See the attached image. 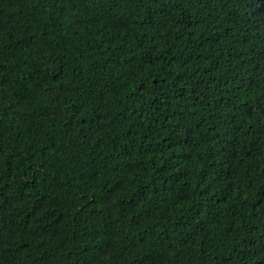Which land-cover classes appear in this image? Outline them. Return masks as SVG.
Segmentation results:
<instances>
[{
    "label": "trees",
    "instance_id": "obj_1",
    "mask_svg": "<svg viewBox=\"0 0 264 264\" xmlns=\"http://www.w3.org/2000/svg\"><path fill=\"white\" fill-rule=\"evenodd\" d=\"M0 264H264V0H0Z\"/></svg>",
    "mask_w": 264,
    "mask_h": 264
}]
</instances>
